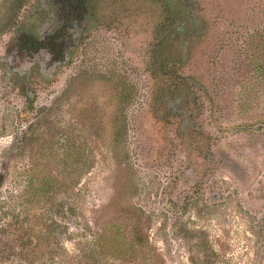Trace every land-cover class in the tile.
I'll list each match as a JSON object with an SVG mask.
<instances>
[{
    "label": "rangeland",
    "instance_id": "374dc122",
    "mask_svg": "<svg viewBox=\"0 0 264 264\" xmlns=\"http://www.w3.org/2000/svg\"><path fill=\"white\" fill-rule=\"evenodd\" d=\"M90 2L48 83L0 62V264H264V0ZM42 3L0 0V60Z\"/></svg>",
    "mask_w": 264,
    "mask_h": 264
},
{
    "label": "flooded vegetation",
    "instance_id": "af4514ba",
    "mask_svg": "<svg viewBox=\"0 0 264 264\" xmlns=\"http://www.w3.org/2000/svg\"><path fill=\"white\" fill-rule=\"evenodd\" d=\"M90 3V0H43L44 8L39 14L43 15L40 19L47 26L45 25L39 37L31 30L26 32L21 30L12 55L1 59L0 62H3L1 65L8 69L10 76H20L19 66L26 63L23 68L27 69L23 82L25 89L30 85L40 86L48 83L56 70L72 58L73 53L80 47L82 37L88 34L92 24L98 21L97 9L90 7ZM47 10L52 12L47 15L44 13ZM36 15L38 16V13ZM65 19L68 20V24L64 28ZM12 56L16 57L12 63L16 65L14 68L11 65ZM162 104L167 109V104L165 102Z\"/></svg>",
    "mask_w": 264,
    "mask_h": 264
},
{
    "label": "trees",
    "instance_id": "16d2710c",
    "mask_svg": "<svg viewBox=\"0 0 264 264\" xmlns=\"http://www.w3.org/2000/svg\"><path fill=\"white\" fill-rule=\"evenodd\" d=\"M83 252L82 253L85 255L87 262L89 263V257L90 256H95V258L97 259L98 256H100L101 250H102V246L98 241V238H94L90 241V244L86 247V249L84 250V248H82Z\"/></svg>",
    "mask_w": 264,
    "mask_h": 264
},
{
    "label": "clouds",
    "instance_id": "9594fccd",
    "mask_svg": "<svg viewBox=\"0 0 264 264\" xmlns=\"http://www.w3.org/2000/svg\"><path fill=\"white\" fill-rule=\"evenodd\" d=\"M69 243H70L69 241H64V246L68 247Z\"/></svg>",
    "mask_w": 264,
    "mask_h": 264
}]
</instances>
